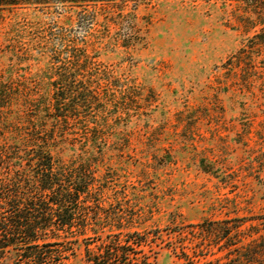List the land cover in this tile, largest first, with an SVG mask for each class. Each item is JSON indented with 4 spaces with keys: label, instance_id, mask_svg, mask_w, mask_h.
Masks as SVG:
<instances>
[{
    "label": "rangeland",
    "instance_id": "374dc122",
    "mask_svg": "<svg viewBox=\"0 0 264 264\" xmlns=\"http://www.w3.org/2000/svg\"><path fill=\"white\" fill-rule=\"evenodd\" d=\"M72 56L99 105L59 123ZM33 127L66 163L101 148L95 194L120 221L87 236L141 232L156 264H264V0H0V147Z\"/></svg>",
    "mask_w": 264,
    "mask_h": 264
},
{
    "label": "trees",
    "instance_id": "16d2710c",
    "mask_svg": "<svg viewBox=\"0 0 264 264\" xmlns=\"http://www.w3.org/2000/svg\"><path fill=\"white\" fill-rule=\"evenodd\" d=\"M61 65L56 68L51 116L68 123L87 117L99 102L73 80L77 72L86 71V59L72 56ZM15 136L11 144L0 147V264H66L72 252L69 237H84V264L157 263V257L145 251L150 239L141 232L124 231L117 224V231L104 237L95 230L87 236L90 225H102V215L120 221L103 213L95 194L94 168L102 153L95 139L89 138L90 157L66 163L52 154L58 147L53 132L33 127Z\"/></svg>",
    "mask_w": 264,
    "mask_h": 264
}]
</instances>
